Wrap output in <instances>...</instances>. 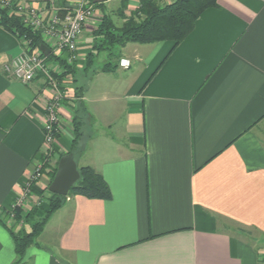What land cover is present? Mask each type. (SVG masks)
<instances>
[{"label":"crops","instance_id":"1","mask_svg":"<svg viewBox=\"0 0 264 264\" xmlns=\"http://www.w3.org/2000/svg\"><path fill=\"white\" fill-rule=\"evenodd\" d=\"M141 1L129 0L127 14ZM96 10L78 43L84 74L55 78L64 99L49 157L51 87L43 73L26 84L5 72L25 41L0 25V264H18L9 229L31 231L12 212L34 208L18 203L37 162L47 161L24 200L47 198L50 172L69 153L102 174L112 199L67 197L19 264H264V0H218L179 45L129 43L114 62L130 67L106 73V52L84 68ZM76 115L82 136L71 152Z\"/></svg>","mask_w":264,"mask_h":264},{"label":"trees","instance_id":"2","mask_svg":"<svg viewBox=\"0 0 264 264\" xmlns=\"http://www.w3.org/2000/svg\"><path fill=\"white\" fill-rule=\"evenodd\" d=\"M110 1V0H109ZM95 4L102 18L93 31L92 51L85 60V69L94 65L101 52L108 53L107 60L101 67V72H110L119 66L114 62L116 50L125 47L129 43H157L171 41L174 46L179 45L193 31L197 19L207 9L217 6L218 0H175L172 3H165L163 0H142L140 6L127 14L129 0H120L116 8L107 9V3ZM121 20L119 25L116 20ZM0 25L8 31L16 34L19 38L30 41L32 48H38L47 59L63 68V73L59 74L51 70L52 75L59 80L64 76H69L77 81V62L69 64L65 58L55 56L53 52L41 39V35L26 27L21 18L14 12L12 7L3 6L0 1ZM63 88V87H62ZM82 89V90H81ZM83 88H77L79 96V106H83L80 98ZM83 119L81 116H74L72 151L82 136ZM57 171V165L50 172V182L53 181ZM80 179L72 187L67 196H59L51 193L49 197V209L46 211L43 220L35 221L37 209H32L26 215L17 212L16 217L26 223H31V231L15 233L9 229L15 244L18 257V264L22 262L26 250L36 243L42 234L44 227L50 217L58 211L70 196H84L89 199L110 200L112 191L105 178L95 169L89 166L79 168ZM48 185V187H49ZM48 189V188H47ZM24 218V219H23Z\"/></svg>","mask_w":264,"mask_h":264},{"label":"built area","instance_id":"3","mask_svg":"<svg viewBox=\"0 0 264 264\" xmlns=\"http://www.w3.org/2000/svg\"><path fill=\"white\" fill-rule=\"evenodd\" d=\"M3 6L12 7L14 12L21 18L26 27L41 35V39L55 56L64 57L69 64L78 62V43L83 36L86 26L95 18L97 10L93 0H72V4L62 8L51 6L38 7L25 1L5 0ZM24 49L10 64L4 66L8 74L14 75L19 81L29 84L39 73H43L52 90V97L46 105L44 118V142L48 147L49 154L61 128L60 110L64 91L61 84L51 73L46 58L38 48H32L31 43L24 39ZM129 59H121L120 67L128 69ZM47 161L37 162L36 168L31 175L30 185L26 188L22 200L31 193V184L37 183Z\"/></svg>","mask_w":264,"mask_h":264},{"label":"water","instance_id":"4","mask_svg":"<svg viewBox=\"0 0 264 264\" xmlns=\"http://www.w3.org/2000/svg\"><path fill=\"white\" fill-rule=\"evenodd\" d=\"M109 0H93L94 4L105 3ZM80 172L73 153L62 156L57 164V171L49 191L59 196H67L72 187L79 181Z\"/></svg>","mask_w":264,"mask_h":264},{"label":"rangeland","instance_id":"5","mask_svg":"<svg viewBox=\"0 0 264 264\" xmlns=\"http://www.w3.org/2000/svg\"><path fill=\"white\" fill-rule=\"evenodd\" d=\"M117 4H119V0H110L107 3V9L108 10H111L112 8H116L117 7ZM115 20H116V22L119 25L121 24V20L117 19V17H115ZM102 54H104V53H102ZM121 54H123V48H118L116 50V55H121ZM103 56H105V54ZM103 56H100V57L97 58V60H96V66H101L104 63V61L106 59ZM82 74H84V73L83 72L78 73L77 77H79ZM49 196H51V193L49 191H47V195H46L47 198H45V197L40 198L39 197L37 200H24L23 201V203L24 202H27V203L29 202L30 203V201H31L34 204V208L37 209L36 218L34 219L35 221H41V220H43L46 211L49 209V200H48V197ZM40 199H43V200H40ZM21 205H23V204H21ZM12 213H14L13 217H15L16 214H17V210L14 209ZM26 225H28V227L31 228V223H26ZM22 226H24V225H22ZM47 234H49V233H47ZM47 234H46V236H48Z\"/></svg>","mask_w":264,"mask_h":264}]
</instances>
